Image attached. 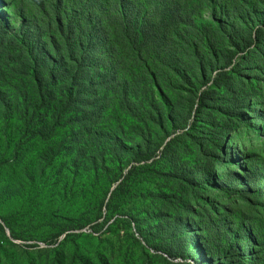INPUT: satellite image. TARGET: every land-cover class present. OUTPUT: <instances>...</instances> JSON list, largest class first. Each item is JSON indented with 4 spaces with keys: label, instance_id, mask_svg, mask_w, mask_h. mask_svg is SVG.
<instances>
[{
    "label": "rangeland",
    "instance_id": "374dc122",
    "mask_svg": "<svg viewBox=\"0 0 264 264\" xmlns=\"http://www.w3.org/2000/svg\"><path fill=\"white\" fill-rule=\"evenodd\" d=\"M243 1L246 20L231 35L226 27L223 46L184 45L170 67L150 58L149 73L166 78L154 90L157 129L138 114L142 103L120 107L111 82L91 109L8 110L2 93L19 90L27 72L15 60L30 48L15 46L24 2L0 0V264H211L201 247L226 251L220 264H264V0ZM212 13L199 3L193 28L217 34ZM256 29L261 40L236 53ZM32 50L44 75L50 51ZM102 68L109 79L144 71ZM55 89L60 99L63 79ZM245 234L254 239L247 249ZM172 249L186 259L170 258Z\"/></svg>",
    "mask_w": 264,
    "mask_h": 264
},
{
    "label": "trees",
    "instance_id": "16d2710c",
    "mask_svg": "<svg viewBox=\"0 0 264 264\" xmlns=\"http://www.w3.org/2000/svg\"><path fill=\"white\" fill-rule=\"evenodd\" d=\"M22 1L27 14L14 33V38L19 40L15 46L20 49L30 48V56L27 57L26 53L20 52L15 60L18 65L24 66L27 74L17 81L19 90L16 88L15 93H2L8 110L14 111L15 106H18L19 111H26L29 108H36L38 104L52 109L56 102L63 104V110H71L73 106L79 104L91 109L104 97L102 90L111 82L116 88L120 107L131 110L137 102L142 103L137 109L138 114L147 119V126L155 123L157 129H162L163 124L160 116L158 120H154L152 114V107L155 104L154 90L155 88L159 90L157 82L161 81L163 86L166 78L149 73L150 58H161V63L170 67L179 63L178 57L185 51L184 45L188 47L204 42L208 48H212L213 44L223 46L226 39L230 38L229 35L223 34L226 27L230 28L231 35L234 25L238 21L243 22L247 17V14L242 12L243 0ZM201 2H207L213 7L208 26L214 28L217 34L206 26L193 28L192 13L194 7ZM259 31L260 29L251 30L250 43L244 39L236 42V53L243 46L245 50L259 42L261 40ZM233 32L231 40H235L238 35L236 30ZM177 39L183 41V46L178 44ZM40 44L42 45L39 47ZM33 47L39 51L47 47L50 51L46 53L49 64L44 66V75L40 73V66L31 55ZM66 60L71 64L65 63ZM120 65L129 70L141 68L144 71L137 69L138 76L129 78L115 74L111 79L103 72L102 67L108 71L118 72L117 68ZM182 66L186 71L185 62ZM178 68L179 66H176L175 70ZM60 79L64 80L65 89L59 99L55 88ZM8 82L10 87L15 88L14 81ZM142 89L149 92L151 98L148 101L144 102L141 96H137ZM198 106L202 107L201 98L198 100ZM23 113L25 117L32 116L30 113ZM157 113L161 116L163 114L160 111ZM87 116L89 120L93 118ZM103 119V110L93 118L97 124ZM198 147L199 153H203L202 146ZM220 152L222 156L225 155L224 150ZM192 231L197 235L195 229ZM237 239V236L230 237L227 243ZM242 242L247 249L254 244V239L251 234H245ZM231 247L232 245L229 249ZM201 252L207 256L211 264H220V252L226 251L218 249L209 255L201 247ZM177 256L183 259L187 257L184 253H174L173 249L170 250V258L175 259Z\"/></svg>",
    "mask_w": 264,
    "mask_h": 264
}]
</instances>
